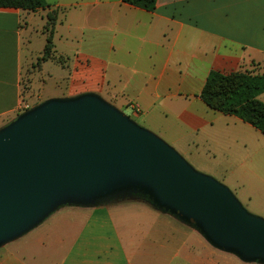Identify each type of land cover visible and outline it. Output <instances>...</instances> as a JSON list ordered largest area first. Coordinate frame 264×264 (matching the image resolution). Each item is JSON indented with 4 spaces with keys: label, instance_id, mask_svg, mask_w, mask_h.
Returning a JSON list of instances; mask_svg holds the SVG:
<instances>
[{
    "label": "crops",
    "instance_id": "1",
    "mask_svg": "<svg viewBox=\"0 0 264 264\" xmlns=\"http://www.w3.org/2000/svg\"><path fill=\"white\" fill-rule=\"evenodd\" d=\"M44 3L0 7V126L44 100L95 94L264 219V135L199 98L211 70L264 72V0H156L151 11L121 0ZM131 197L58 207L3 244L0 264H264Z\"/></svg>",
    "mask_w": 264,
    "mask_h": 264
},
{
    "label": "water",
    "instance_id": "2",
    "mask_svg": "<svg viewBox=\"0 0 264 264\" xmlns=\"http://www.w3.org/2000/svg\"><path fill=\"white\" fill-rule=\"evenodd\" d=\"M132 192L192 224L213 246L264 262V219L97 95L50 98L0 127V244L61 204Z\"/></svg>",
    "mask_w": 264,
    "mask_h": 264
},
{
    "label": "trees",
    "instance_id": "3",
    "mask_svg": "<svg viewBox=\"0 0 264 264\" xmlns=\"http://www.w3.org/2000/svg\"><path fill=\"white\" fill-rule=\"evenodd\" d=\"M134 7L151 11L156 0H121ZM45 6L44 0H0V7L35 10ZM45 45L41 58H46L51 48L53 15L47 13ZM264 93V72L237 70L222 74L211 70L199 92V98L209 108L222 114L233 115L248 123L264 135V102L257 96Z\"/></svg>",
    "mask_w": 264,
    "mask_h": 264
},
{
    "label": "rangeland",
    "instance_id": "4",
    "mask_svg": "<svg viewBox=\"0 0 264 264\" xmlns=\"http://www.w3.org/2000/svg\"><path fill=\"white\" fill-rule=\"evenodd\" d=\"M30 108V107H29ZM22 112H24V110H22L20 113H22ZM126 115H128V116H130V113H129V111H127V110H124L123 111ZM20 113H18V114H20ZM17 114V115H18ZM16 115V116H17ZM15 116V117H16ZM15 117H13L12 119H14ZM11 119V120H12ZM11 120H9V121H11ZM9 121H7V122H5L2 126H4L6 123H8ZM2 126H0V127H2ZM170 145V144H169ZM175 149V148H174ZM176 150V149H175ZM179 153V152H178ZM180 154V153H179ZM181 156H182V154H180ZM190 165H191V167L193 168V169H195V171H197V172H200V173H204V174H206V175H209V176H211V177H213L215 180H217V181H219L218 179H217V177H215V176H212V174H208L207 172H205L203 169H201L200 168V166L198 165V164H196V163H194V161H192V160H190L189 158H187L186 156H182ZM232 192V191H231ZM233 194H234V192H232ZM132 197L131 198H133V197H135V198H138V199H143V200H147V201H150V202H152L151 201V199L148 197V196H146V195H143V194H139V193H136V194H133V192L130 194ZM130 195H128V196H130ZM235 195V194H234ZM111 198V197H110ZM110 198H108V199H110ZM237 198V197H236ZM122 199V198H121ZM124 199H126L125 197H124ZM130 199V198H129ZM238 199V198H237ZM97 200H99L98 202H92V204L91 205H93V204H98V203H100L102 200L101 199H99V198H97ZM101 200V201H100ZM107 201V200H106ZM91 203V202H90ZM64 205H72V204H61V205H59V206H57V208L58 207H61V206H64ZM56 208V209H57ZM54 211V210H53ZM249 212V211H248ZM252 213V212H251ZM42 221V220H41ZM40 221V222H41ZM39 222V223H40ZM9 241H11V240H9ZM9 241H7V242H9ZM6 242V243H7ZM5 244V243H4ZM3 245V243H1L0 244V247ZM9 245H10V243H9Z\"/></svg>",
    "mask_w": 264,
    "mask_h": 264
}]
</instances>
